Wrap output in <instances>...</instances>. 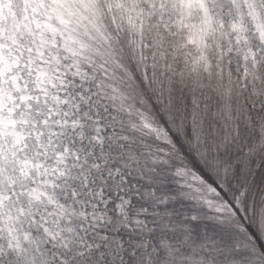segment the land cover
<instances>
[{"label":"snow or ice","instance_id":"snow-or-ice-1","mask_svg":"<svg viewBox=\"0 0 264 264\" xmlns=\"http://www.w3.org/2000/svg\"><path fill=\"white\" fill-rule=\"evenodd\" d=\"M0 264H264V0H0Z\"/></svg>","mask_w":264,"mask_h":264}]
</instances>
